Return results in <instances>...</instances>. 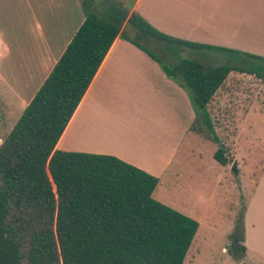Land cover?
Here are the masks:
<instances>
[{
  "label": "trees",
  "instance_id": "1",
  "mask_svg": "<svg viewBox=\"0 0 264 264\" xmlns=\"http://www.w3.org/2000/svg\"><path fill=\"white\" fill-rule=\"evenodd\" d=\"M81 3L83 25L0 147V264H185L200 224L153 197L158 177L57 144L117 38L187 91L196 111L191 129L215 142L210 106L232 73L264 79V58L214 68L183 58L167 66L147 45L164 44L172 54L198 45L162 33L121 0H101L100 14L96 0ZM214 158L228 166L230 148L220 145ZM244 218L238 259L246 252Z\"/></svg>",
  "mask_w": 264,
  "mask_h": 264
},
{
  "label": "crops",
  "instance_id": "2",
  "mask_svg": "<svg viewBox=\"0 0 264 264\" xmlns=\"http://www.w3.org/2000/svg\"><path fill=\"white\" fill-rule=\"evenodd\" d=\"M122 1L131 13L139 14L162 33L198 45L197 48L183 49L187 59L199 61L205 66V61L212 59L219 67L218 63L225 64L228 59L237 61L229 65L242 66L259 62L249 56L264 58V0ZM85 18L81 0H0V82L18 99L30 97L28 101H21L24 110ZM126 27L129 33L134 34ZM220 55H224L225 60H221ZM237 74L254 76L232 73L225 85H229L232 76ZM130 92L132 100L139 104L136 108L141 118L147 120L131 124L132 129L125 126L122 116L115 115V112L130 110L125 107L122 97L116 95L127 97ZM257 101L248 100L247 109L242 114L240 108L245 103H239L235 98L230 102L224 96L217 111H223V121L224 111L234 113L229 121L230 124L232 120L237 123L232 136L238 135L240 130L242 132L241 126H245L256 111ZM188 110L192 116L193 105L187 91L169 79L145 52L117 38L56 149L111 155L148 171L151 168L149 165L147 168L135 159L137 150L141 149L144 154H153L154 151L146 147V142L136 133L137 129L143 130L145 137L158 144V156L161 157L160 153L167 145L175 144L172 141L177 139L178 131L182 134L189 131ZM147 114H156V120L151 123ZM217 127L220 131L218 136L222 137L221 130L228 125ZM68 135L72 142L67 141ZM263 188L264 170L245 212L242 245L247 255L264 261Z\"/></svg>",
  "mask_w": 264,
  "mask_h": 264
},
{
  "label": "rangeland",
  "instance_id": "3",
  "mask_svg": "<svg viewBox=\"0 0 264 264\" xmlns=\"http://www.w3.org/2000/svg\"><path fill=\"white\" fill-rule=\"evenodd\" d=\"M99 2L101 3V0H96L93 12L100 14L103 8ZM147 46L167 62V66L188 57L185 50L170 53L164 44L153 43ZM220 59L225 60L224 55ZM231 62L234 65L237 61L228 59L227 63L218 64L225 66ZM205 63L212 68L218 66L214 65L216 62L212 59ZM158 65L163 70L162 66ZM169 79L173 80L170 77ZM2 83L0 82V147L24 112L22 99L28 101L30 98L18 99ZM229 83L219 92L210 107L216 135L220 132L217 126L228 125L222 128L223 136H218L219 142L211 141L204 134L191 129L196 118L194 106L192 116L189 110L187 112L189 131L187 134L178 131L177 139L172 141L175 144L167 145L160 153L161 157L158 156V144L145 137L143 130L138 128L136 132L146 142V147L154 151L153 154H144L140 149L135 157L147 168L148 165L151 167L146 172L160 179L153 197L200 224L185 264H264L261 258L251 257L246 253L243 258L238 259L237 250L240 245L238 239L241 237L239 221L255 195L264 170V79L237 74L232 76ZM120 96L125 107L128 106L130 110L115 112V115L122 116L121 120L125 126H131L128 128L132 129L134 123H145L147 120L141 118L136 108L139 104L135 99L132 100L131 92L127 97L116 95ZM224 96L228 97L230 102L235 98L237 102L245 103V106L240 108L242 114L247 109L248 100H259L255 105L258 112L253 111L245 126H241L242 132L240 130L235 136H232V132L237 123L233 120L229 123L234 113L224 111L223 121V111H217L220 102L224 101ZM147 115L151 123L156 120V114ZM187 123L184 124L185 127ZM69 135L67 141L72 142ZM220 145L229 147L232 153V162L226 167L221 166L214 158ZM262 191L264 193V188ZM243 229L245 231L244 221Z\"/></svg>",
  "mask_w": 264,
  "mask_h": 264
}]
</instances>
